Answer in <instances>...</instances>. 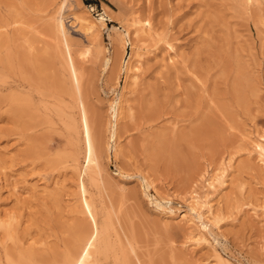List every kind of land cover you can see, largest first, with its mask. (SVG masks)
I'll list each match as a JSON object with an SVG mask.
<instances>
[{
  "label": "rangeland",
  "instance_id": "1",
  "mask_svg": "<svg viewBox=\"0 0 264 264\" xmlns=\"http://www.w3.org/2000/svg\"><path fill=\"white\" fill-rule=\"evenodd\" d=\"M260 2L257 12L235 0H0V217L16 214L9 232L0 229V264H213L215 251L232 264H264V216L239 206L264 192V169L241 139L264 132ZM56 8L71 13V35L49 24ZM102 10L110 19L84 45L80 16ZM134 17L150 18L158 35L136 37ZM165 40L176 46L172 66ZM137 45L156 49L143 50L130 85L124 65ZM120 94L115 156L111 104ZM230 157L231 184L213 199L220 231L207 226L193 245L187 236L200 230L162 211L187 212L189 192L206 191L209 169ZM156 190L171 202L156 207Z\"/></svg>",
  "mask_w": 264,
  "mask_h": 264
},
{
  "label": "bare ground",
  "instance_id": "2",
  "mask_svg": "<svg viewBox=\"0 0 264 264\" xmlns=\"http://www.w3.org/2000/svg\"><path fill=\"white\" fill-rule=\"evenodd\" d=\"M235 1H238V2H241V3H244V4H246V5H248L249 7H250V10H251V7L252 6H257L256 8V11L257 12H260V10H259V5L261 6V0L259 1V0H235ZM254 6V7H255ZM263 6V5H262ZM58 8H59V6H58ZM87 10H89V11H91V10H93V7H88V9ZM131 13V12H130ZM71 13H68L67 15H65V16H61L60 15V11L56 8V10H54L53 12L51 11L49 14H47V17H48V19L47 20H49L48 22H49V24H51L54 28H55V30L56 31H58L59 33L58 34H70L69 33V31H68V29H66V26H65V21L67 20L66 18L70 15ZM258 14H260V13H258ZM257 14V15H258ZM44 15V14H43ZM92 15V18H88V17H82L81 18V16H80V19H79V23L80 24H78L79 25V29L82 31V33L84 34V36L86 37V39L88 40V42L86 43V44H84V45H87V46H90L91 45V40L92 39H95V37H99L100 36V28H102V27H104V26H106V21L107 20H109L110 19V17L108 16V14L106 13V11L105 10H102V12H98V13H96L95 15H93V14H91ZM77 15H75V17H76ZM88 16V15H87ZM260 16V15H259ZM46 17V18H47ZM77 18H79L78 16H77ZM66 19V20H65ZM76 22V21H75ZM71 23V22H70ZM74 23V22H73ZM264 23V22H263ZM77 25V24H76ZM131 25H132V28H133V31H134V33L137 35L136 37H139V39H140V36H142V41H143V38L144 37H146L147 39H149L150 37H152L153 39H154V35L155 34H157L156 32H155V28H154V25H153V23H152V21L150 20V18H138V17H134L133 19H132V22H131ZM264 25V24H263ZM2 26V25H1ZM128 26H130V24L128 25ZM125 27V26H124ZM126 30H127V27H126ZM127 32H128V30L125 32V33H123V35H125V36H127L128 34H127ZM57 34V33H56ZM120 34L122 35V31H120ZM71 35V34H70ZM120 36L119 35V37H125V36ZM158 35V34H157ZM156 35V36H157ZM56 36V35H55ZM57 36H59V35H57ZM56 36V37H57ZM44 37H46V36H44ZM70 38V37H69ZM68 38V39H69ZM71 38H72V40H73V37L71 36ZM100 38V37H99ZM120 38V39H121ZM123 38L121 39V41L123 40ZM127 38H128V36H127ZM124 39V41L126 42V41H128V39ZM97 39V38H96ZM71 40V39H70ZM75 40V39H74ZM73 40V41H74ZM138 40V39H137ZM144 40H146V39H144ZM169 40V39H168ZM92 41H95V40H92ZM97 41H99V39L97 40ZM120 41V40H119ZM139 41H141V40H139ZM163 41V40H162ZM79 42V41H78ZM144 42V41H143ZM97 43V42H96ZM122 42H120V44H121ZM137 43V42H136ZM97 44H99V47H100V49L101 50H103L104 51V46L103 45H101L99 42L97 43ZM140 45V44H139ZM139 45H137L136 46V49H134V51H133V54H130V56L127 58V60L125 61V65H124V71L126 72V76H127V83H129L130 85H135V84H137V82H138V79H140V78H138V77H140L139 75H141V73H139L140 72V70H141V64H143V62H142V58H144L143 57V55L145 54V53H147V54H154V52H155V47L153 48V46H152V50H146V48L145 49H143V47L142 46H139ZM86 46V47H87ZM163 46H164V48L166 49V52H167V56H166V58H165V60H164V62H166L167 64H171L170 66H172V64H176L177 63V57H178V55H177V51H176V46L173 44V43H171L170 41H164V44H163ZM146 47V46H145ZM151 48V47H150ZM99 49V50H100ZM143 50H146V52L144 53V51ZM102 51V52H103ZM145 56V55H144ZM111 60H110V58L109 57H104V66H105V68H106V66L109 64L110 65V62ZM142 71V70H141ZM125 81H126V79H125ZM127 87V86H126ZM134 87V86H133ZM132 87V88H133ZM60 88V87H59ZM14 94V93H13ZM19 94V93H18ZM16 95V94H15ZM13 97H14V95H13ZM122 97H123V95L122 94H120V96L117 98V100L116 99H114L113 100V102H112V104H111V113H112V118H113V120H112V122H111V133H110V139H111V142H113V145H112V147H113V149H112V153H114L113 155H115V156H117L116 154H117V152L118 151H116V147H117V139L119 138V136H118V134H116V126H117V121L122 117V114H123V111H124V107H125V104H126V98L125 99H122ZM10 98L12 99V97L10 96ZM23 98V97H22ZM15 99V98H14ZM14 99H12V100H14ZM19 100V99H18ZM16 101V100H15ZM24 101V100H23ZM13 102V101H12ZM25 102H27V101H25ZM24 102V103H25ZM31 102V101H30ZM27 104V103H26ZM16 109V108H15ZM20 111H21V108L19 109ZM23 110V109H22ZM36 110V109H35ZM57 110V109H56ZM60 110H62V109H60ZM127 110H128V108H127ZM130 110H131V108H130ZM130 110H128V111H130ZM16 112V111H15ZM63 112H64V110H63ZM65 113V112H64ZM130 113V112H129ZM26 114V113H25ZM68 115V114H67ZM71 115V114H70ZM49 116V115H48ZM21 117V116H20ZM65 118V117H64ZM73 119V118H72ZM65 121V120H64ZM75 122V121H74ZM64 123V122H63ZM67 123V122H66ZM65 123V124H66ZM76 123V122H75ZM110 123V122H109ZM69 126V125H68ZM71 126V125H70ZM76 126V125H75ZM68 129V128H67ZM71 129V128H70ZM72 130V129H71ZM73 131V130H72ZM249 132V131H248ZM253 134V133H252ZM117 135V136H116ZM117 137V138H116ZM253 137V136H252ZM251 137V138H252ZM241 139H243V140H247V144H248V146H250V148H251V152H254V154L256 155L255 156V159L254 160H256V162L259 164V167L261 168V169H264V132L263 133H261V134H258V136L257 137H255V139L253 138V140H249V136H244L243 134L241 135ZM68 141V140H67ZM244 141V142H245ZM49 143V142H48ZM78 143V142H77ZM45 144V143H44ZM70 145V144H69ZM109 145V144H108ZM108 145H107V147H106V151L108 152V149H109V147H108ZM71 146V145H70ZM247 149V148H246ZM65 150V149H64ZM111 150V149H110ZM247 152H248V150H246ZM38 152V151H37ZM68 153V152H67ZM109 153V152H108ZM116 153V154H115ZM64 155V154H63ZM247 155H251V153H250V151H249V154H247ZM248 156V157H249ZM62 157V156H61ZM72 157V156H71ZM67 158V157H66ZM74 158V157H73ZM72 158V159H73ZM254 158V157H253ZM72 159H70V160H72ZM233 158H228V159H226L225 161H221V160H219V164H216L214 167L215 168H211V169H209L210 171L207 173V175L208 176H206L207 178H206V185H204V187L207 189L206 191H203V192H199V191H197V190H191L190 192H189V195H188V205H189V210L187 211V212H183V213H181V214H177L176 215V217L174 216V212H173V210L172 209H169V207H168V209L169 210H167V211H165V210H163L162 211V214L164 213V218L166 219V220H169L170 219V221L172 220V218L173 219H175V220H178V223L179 222H181V224H183L184 226L186 225V226H193L194 225V227H197L196 228V230L198 231V230H200V231H198L197 233H198V235L197 234H194V232H190V231H188V232H190L189 234H188V236H187V239H190L191 241H192V243H193V245L194 244H201V242H202V240H203V238H201V231H203L204 229H206L207 228V226L208 227H212V226H215L216 228H218V231H220V223H221V221L224 219V213L222 214L221 213V211L219 210L220 209V207H219V209H217L215 206H214V203H213V201L215 200L214 199V194L216 195L217 193H219L220 191H222L223 190V188L224 187H226L229 183L231 184V180H230V182H229V178L231 177L230 175H231V173L233 172V164L231 163L233 160H232ZM68 160V159H67ZM78 163V162H77ZM53 164V163H52ZM248 164V163H247ZM243 165V164H242ZM244 165H245V163H244ZM101 166V165H100ZM251 166V165H250ZM241 167V166H240ZM244 167V166H243ZM242 167V168H243ZM249 167V166H248ZM260 169V170H261ZM206 171V170H205ZM237 172H239V171H237ZM240 173V172H239ZM121 174V173H120ZM206 174V173H205ZM122 175V174H121ZM203 176V175H202ZM262 176V175H261ZM203 177H205V176H203ZM236 177V180H237V176H235ZM263 177V176H262ZM112 178V177H111ZM144 178V177H143ZM239 178V177H238ZM231 179V178H230ZM144 180V182H145V179H143ZM257 180V179H256ZM261 180V179H260ZM105 181V180H104ZM148 181V180H147ZM239 181H240V179H239ZM238 181V182H239ZM259 181V180H258ZM234 182V181H233ZM257 182V181H256ZM263 182V181H262ZM262 182H258V184L259 183H261V185H263V189H264V182L262 183ZM200 183V182H199ZM203 183V182H202ZM205 183V182H204ZM150 184V183H149ZM148 184V185H149ZM152 184V183H151ZM150 184V185H151ZM244 183L241 181L240 183H238L237 185H236V187H238L239 188V191L242 193V190H244V185H243ZM256 184V183H255ZM196 185V184H195ZM233 185V184H232ZM104 186H106V185H104ZM146 186H147V184H146ZM146 186H145V188H146ZM153 186V185H152ZM192 186V185H191ZM15 187V186H14ZM150 187V186H149ZM148 186H147V190H148V188H149ZM193 187V186H192ZM231 187V186H230ZM47 188V187H46ZM153 188V187H152ZM199 188H201V187H199ZM232 188V187H231ZM237 188V189H238ZM262 188V187H261ZM154 189H155V187H154ZM196 189V188H195ZM201 189H203V188H201ZM158 190V189H157ZM155 191V193L158 195L159 194V192L161 193V191ZM205 190V189H204ZM254 190H255V188H254ZM232 191V190H231ZM252 191H253V189H252ZM264 191V190H263ZM262 191V192H263ZM233 192V191H232ZM143 193H145V192H143ZM156 194H155V196L153 197L154 199H155V205H156V207H159L160 205L162 206V203H165L166 205H168L170 202H171V197L170 198H168V196L167 197H161V195H160V197H159V195L156 197ZM162 194V193H161ZM163 194H165V193H163ZM253 194V195H252ZM250 193V197H249V201H247V202H242V203H239L240 205L239 206H248V207H250L249 209L250 210H252L253 212H255V213H257L258 211H259V213L260 214H262L263 216H264V192L261 194V197L260 198H258L257 197V193H255V195H254V191H253V193ZM53 195V194H52ZM165 195H167V194H165ZM230 195L232 196V193H230ZM229 195V196H230ZM164 196V195H163ZM186 196V195H185ZM159 197V198H158ZM231 198V197H230ZM186 199V198H185ZM214 199V200H213ZM232 201V200H231ZM226 203V202H225ZM229 204V203H228ZM165 205V206H166ZM228 207V206H227ZM236 207V206H235ZM237 207H238V205H237ZM241 207H239V208H241ZM245 207V208H246ZM248 207H247V209H248ZM161 209H163L162 207H160ZM166 208V207H165ZM231 208H233V207H231ZM258 214V213H257ZM225 215H227L226 213H225ZM261 215V216H262ZM4 218L2 217H0V229H4V231H6V230H8V232H9V229L11 228V226L13 225V221H15V219H16V214H14V213H11V212H7V213H4ZM162 216V215H161ZM228 217V216H227ZM259 217V216H258ZM223 222V221H222ZM180 224V223H179ZM166 225V224H165ZM168 225V224H167ZM185 226V227H186ZM14 227V226H13ZM181 227V226H180ZM191 227H189V229H190ZM186 229V228H185ZM210 229V228H209ZM208 229V230H209ZM195 230V231H196ZM200 234V235H199ZM7 235V234H6ZM9 235V234H8ZM186 235H187V232H186ZM203 235V234H202ZM213 235V234H212ZM10 236H11V234H10ZM204 237V236H203ZM27 239V238H26ZM213 240V239H212ZM214 240H216V239H214ZM191 241H189V242H191ZM206 241H207V239H206ZM217 241V240H216ZM93 242V241H92ZM186 242H188V241H186ZM205 242V241H204ZM37 243V242H36ZM203 243V242H202ZM206 243V242H205ZM92 244H94V243H92ZM41 245V244H40ZM192 245V246H193ZM22 246V245H21ZM27 249H28V247H26ZM215 249V248H214ZM30 250L31 249H29L25 254L27 255L26 257H30V258H32V256H33V251H31V253H32V255L31 256H28V252H30ZM26 251V250H25ZM93 252V251H92ZM8 253V252H7ZM20 253V252H19ZM24 253H23V255L22 256H25L24 255ZM37 254V253H36ZM68 254H70V253H68ZM12 255V254H11ZM19 255V254H18ZM30 255V254H29ZM74 255V254H73ZM95 255V254H94ZM214 255V258H215V260H216V262H214L215 264L217 263V264H232L229 260H227L226 258H224V257H222V255L220 254V253H218L217 251H215V253L213 254ZM60 256H62V255H60ZM70 256V255H69ZM68 256V257H69ZM8 257V256H7ZM87 257V256H86ZM86 257L84 258V259H86ZM13 258V257H12ZM17 258V257H16ZM19 258V257H18ZM23 258V257H22ZM81 258H82V256H81ZM1 259V258H0ZM9 259H10V257H9ZM15 259V258H14ZM29 259V258H28ZM38 259V258H37ZM54 259V258H53ZM80 259V258H79ZM2 260V259H1ZM0 260V261H1ZM6 260V259H5ZM16 260H18V259H16ZM26 260V259H25ZM30 260H32V259H30ZM30 260H29V262H30ZM7 261V260H6ZM11 261H12V259H11ZM21 261V260H20ZM19 261V262H20ZM24 261V260H23ZM81 261V260H80ZM79 260H77V257L74 259V258H72V259H70V258H67V257H65L63 260L61 259V262L60 263H62V264H81V262H80ZM87 261H88V259H87ZM90 261H92L91 260V258H90ZM207 261V260H206ZM9 262V261H8ZM17 262V261H16ZM28 262V261H27ZM28 262V263H29ZM36 262V261H35ZM82 262H84L85 264H87L86 263V261L84 260V261H82ZM89 262V261H88ZM10 263V262H9ZM22 263V262H21ZM20 263V264H21ZM84 263H82V264H84ZM91 263V262H90ZM96 263V262H95ZM213 263V264H214ZM16 264H18V262L16 263ZM59 264V263H58Z\"/></svg>",
  "mask_w": 264,
  "mask_h": 264
}]
</instances>
